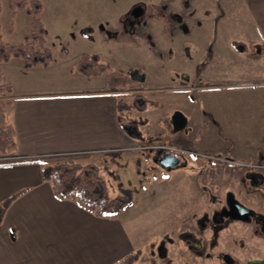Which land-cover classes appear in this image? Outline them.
I'll list each match as a JSON object with an SVG mask.
<instances>
[{
	"label": "crops",
	"instance_id": "obj_1",
	"mask_svg": "<svg viewBox=\"0 0 264 264\" xmlns=\"http://www.w3.org/2000/svg\"><path fill=\"white\" fill-rule=\"evenodd\" d=\"M218 11L225 12L222 33L232 28L242 42L197 44L183 54L182 48L153 47V61L144 72L135 64L119 72L112 61L113 71L133 75L132 88L109 91L102 76L84 77L72 69L49 75L55 67L53 62L46 68H26L15 59L0 63L5 79L7 71L15 74L8 79L12 92L6 98L7 119L14 128L17 145L9 159L30 160L0 164V204L14 198L0 221V264H117L137 248V239L123 219L127 210L115 218H101L74 201L58 199L51 185L41 179L39 159L130 153L135 138H140L134 134L139 131L130 120H139L143 112L158 115V132L167 133L175 142L172 148L184 144L178 136L181 130L175 131L172 124L167 126L172 115L180 112L185 118L182 129L190 130L184 134L186 139L199 127L204 131L209 117L216 118L222 131L223 121L232 127V143L240 154H260L264 160V0H220ZM236 18L242 21L237 28ZM111 29L118 32V28ZM121 54L116 59H124L125 53ZM179 74L188 80H196L199 75L222 85L197 90L193 96L190 90L177 91L184 80H178ZM50 77H73L79 88L56 91L49 87L55 81ZM163 88L173 90L168 94L157 90ZM150 92L154 93L153 103L144 110L118 111V102L130 103L132 97H145ZM119 95L129 97L120 100ZM173 95H178L175 99L179 106L175 100L169 102ZM124 114L128 115L125 121Z\"/></svg>",
	"mask_w": 264,
	"mask_h": 264
},
{
	"label": "rangeland",
	"instance_id": "obj_2",
	"mask_svg": "<svg viewBox=\"0 0 264 264\" xmlns=\"http://www.w3.org/2000/svg\"><path fill=\"white\" fill-rule=\"evenodd\" d=\"M0 6V27L4 30L10 15L7 0H0ZM135 6L141 7L142 14L132 18L128 12ZM219 6L220 0H42L39 18L46 29L45 40L51 49V62L55 66L48 71L49 75L67 69L73 71L83 53L96 56L110 69V63L115 61V67H112L119 72L132 64L144 72L149 70L153 61V47L182 48L184 50L180 53L183 54L186 48H195L197 44L206 46L217 42H242L236 39L238 32L232 28H228L226 34L222 33L225 12H217ZM126 19L129 21L127 24ZM241 22L236 18L235 28ZM30 23V16L16 12L14 30L12 34L3 36L4 41L21 43L30 30ZM251 23L253 26V19ZM111 28H118V32ZM129 28L134 31L129 32ZM121 51L125 53L124 59L118 60L116 58L122 57ZM1 72L6 77L3 69ZM6 73L8 79L15 76L11 71ZM186 77L182 74L177 76L178 80ZM195 78L187 80L186 84L182 83L177 91L184 88L194 96L197 90H212L222 85L201 79L199 75ZM51 79L55 81L50 82L49 87L56 88V91L79 88L78 80L73 77ZM157 90L168 94L166 92L173 88ZM153 95L151 92L145 94L148 103L143 109L134 110L142 111L151 105ZM176 96L173 95L169 102L175 100L179 106ZM128 97L119 95L118 98L124 100ZM209 103L215 104L212 101ZM153 114L152 111L143 112L139 120H130L139 131L134 134L140 137L135 138L137 142L129 149L130 153L112 152L92 158L84 154L80 155L79 163L93 164L98 168V175L109 197L120 194L131 196L132 207L123 211H126L123 219L127 220L125 225L130 234L137 239L134 251H140L134 264H219L215 258L210 261L201 257L202 251L194 249L201 243L193 242L191 247L186 234L190 228L193 239H199L200 229L192 220L196 221L201 213L205 204L204 194L211 198L213 194L223 195L228 190H235L239 199L264 215V184L254 186L245 177L252 170L264 175L262 155L240 154L238 147L232 143V127L223 121L225 131H222L216 125V118L212 117L205 122L204 131H200L199 127L188 133L187 139L184 134L190 130L181 129L178 136L184 144L172 148L170 145L175 142L167 133L158 132L161 131L157 124L158 115L154 117ZM126 116L122 115L124 121ZM168 123L170 127L171 121ZM170 149L181 158L179 166L167 171L156 163V159L170 153ZM228 157H233V161ZM233 233L235 241L227 236V232L222 234L220 241L222 250L229 252L238 264H249L250 260L264 256L257 239L261 237L260 234L259 237L252 235L246 224L234 226ZM162 250L166 251L165 259H160Z\"/></svg>",
	"mask_w": 264,
	"mask_h": 264
},
{
	"label": "trees",
	"instance_id": "obj_3",
	"mask_svg": "<svg viewBox=\"0 0 264 264\" xmlns=\"http://www.w3.org/2000/svg\"><path fill=\"white\" fill-rule=\"evenodd\" d=\"M10 10L4 30L0 27V63L20 60L26 68H46L52 61V52L45 40L46 29L39 18L42 12V0H7ZM1 11V6H0ZM22 12L31 17L30 30L19 44L4 41V35L14 30V14ZM74 68L85 77L102 76L109 91L131 87L133 81L125 75L117 73L102 63L96 56L83 53ZM12 92L9 82L0 70V164L25 162L30 160L9 159L10 153L16 150V137L13 126L8 122L6 99ZM148 100L143 96H135L130 103L118 102V111L143 109ZM80 155H56L40 158V176L48 182L54 195L61 200H71L83 209L101 218H115L124 210L132 207V198L127 195L109 197L98 168L93 164H80ZM101 186V187H100ZM13 197L0 204V221ZM140 251H132L122 257L117 264H134Z\"/></svg>",
	"mask_w": 264,
	"mask_h": 264
},
{
	"label": "flooded vegetation",
	"instance_id": "obj_4",
	"mask_svg": "<svg viewBox=\"0 0 264 264\" xmlns=\"http://www.w3.org/2000/svg\"><path fill=\"white\" fill-rule=\"evenodd\" d=\"M141 14L142 9L138 6L131 8V10L128 12V15L132 18H137ZM127 22H129L128 19H126V24ZM128 30L130 32L133 29L129 28ZM135 33L137 34V32ZM125 76L129 80L133 81L132 74ZM187 80V78H184L182 83L186 84ZM182 89L186 90L184 88ZM164 155L165 154H162L158 157V159H156V163L158 165L159 161H161ZM228 158L229 160L233 161V157ZM165 170L167 169L165 168ZM245 177L249 179L250 183L254 186H260L264 184V175L261 172L252 170L246 173ZM236 193L237 192L235 190H228L223 195L213 194L211 198H209L207 194H204L203 197L205 198V204L201 210V213L198 215V217H196V221L195 219L192 220V223H195L196 227H199L200 229V235L198 236L199 239H193L194 234L190 228L188 229L189 233L186 234V238L189 240L191 247L193 242L201 243L199 247L194 248L202 251L201 257L207 258L210 261L215 258L219 264H238L229 252L222 250L223 244L220 241V237L224 232H227V236L229 235L230 239L234 240L232 233L234 226L237 224H246L249 226L250 232L254 236L257 235L259 237L258 234H260L261 237L257 239L259 240V244H261V248L264 250V215L257 213L254 209L249 207L245 202H243V200L237 197ZM235 201L238 202L245 210L241 209V207ZM191 247L190 251L193 250ZM230 247H232V245H230ZM165 253V250L161 251L160 257H163L162 259H165ZM195 255L198 254L195 253ZM262 261H264V256L250 260L249 264Z\"/></svg>",
	"mask_w": 264,
	"mask_h": 264
},
{
	"label": "water",
	"instance_id": "obj_5",
	"mask_svg": "<svg viewBox=\"0 0 264 264\" xmlns=\"http://www.w3.org/2000/svg\"><path fill=\"white\" fill-rule=\"evenodd\" d=\"M171 120L172 127L175 131H179L185 126V118L180 112H175L172 115ZM179 160L180 159L177 158L175 155L168 153L162 157L161 161H159V166L166 168L167 170H171L179 165ZM236 203L241 207V209L245 210L238 202ZM252 264H264V261Z\"/></svg>",
	"mask_w": 264,
	"mask_h": 264
}]
</instances>
